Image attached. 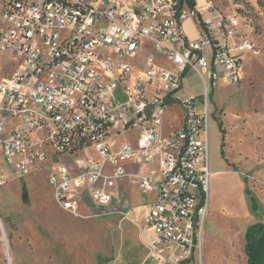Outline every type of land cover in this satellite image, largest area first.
I'll use <instances>...</instances> for the list:
<instances>
[{
  "label": "built area",
  "instance_id": "1",
  "mask_svg": "<svg viewBox=\"0 0 264 264\" xmlns=\"http://www.w3.org/2000/svg\"><path fill=\"white\" fill-rule=\"evenodd\" d=\"M203 1L0 0V172L45 166L54 203L74 217L125 187L155 192L142 264L200 254L211 99L220 79L239 83L254 50L236 15ZM191 70L202 90L180 97Z\"/></svg>",
  "mask_w": 264,
  "mask_h": 264
},
{
  "label": "rangeland",
  "instance_id": "2",
  "mask_svg": "<svg viewBox=\"0 0 264 264\" xmlns=\"http://www.w3.org/2000/svg\"><path fill=\"white\" fill-rule=\"evenodd\" d=\"M214 3L217 13L237 16L254 50L243 56L239 83L220 81L211 99L210 169L228 171L211 174L202 249L187 264H246L245 231L264 222V0ZM186 82L178 96L202 90L195 72ZM0 173V264H108L137 238L146 245L145 200L153 192L133 188L89 217H74L54 203L45 166Z\"/></svg>",
  "mask_w": 264,
  "mask_h": 264
},
{
  "label": "crops",
  "instance_id": "3",
  "mask_svg": "<svg viewBox=\"0 0 264 264\" xmlns=\"http://www.w3.org/2000/svg\"><path fill=\"white\" fill-rule=\"evenodd\" d=\"M194 1L196 3L197 7L200 8L201 10L205 7L203 0H200L199 3H197L196 0H194ZM203 14H204V16L210 15V14H205L204 12H203ZM182 29H183L184 33L191 39H195L199 35L198 29L196 28L194 21L192 19L184 20L182 23ZM190 72H195V71L191 70ZM186 79H187V77H186ZM220 81H224V80L220 79L219 82ZM200 92H201V90L197 93H200ZM227 164H228L227 160L225 161V159H224V166H227ZM223 171L225 172L228 170H227V168L225 170H222V169L213 170V171L211 170L212 174L222 173ZM133 188L136 189V187H125L122 189V192H124L125 196H126V195H128V191L130 189H133ZM139 192L142 193L141 191H139ZM142 194H145V193H142ZM154 198H155V192H153L152 200H150V199L145 200L147 202L146 213H147L148 208H149V203L151 201H153ZM146 213H145V215H146ZM143 227H144V224H143ZM144 231H145V234L148 235V231L145 229V227H144ZM134 244H135L134 246L129 248V251L126 247H125V249H123V247H122L123 250L121 249V251L116 255V258L114 260H112L111 262H109L108 264H142L148 255L147 246L141 245L139 238L136 239V243H134ZM118 255H120L122 257L121 260L118 259V257H119ZM187 263H188V261H186L182 264H187Z\"/></svg>",
  "mask_w": 264,
  "mask_h": 264
},
{
  "label": "trees",
  "instance_id": "4",
  "mask_svg": "<svg viewBox=\"0 0 264 264\" xmlns=\"http://www.w3.org/2000/svg\"><path fill=\"white\" fill-rule=\"evenodd\" d=\"M191 4H194L193 0ZM221 154L223 155V151ZM244 238L246 264H264V222L258 221L250 224L245 231Z\"/></svg>",
  "mask_w": 264,
  "mask_h": 264
}]
</instances>
